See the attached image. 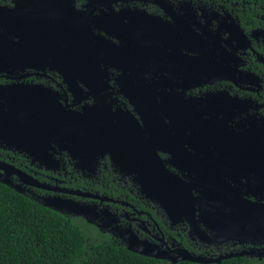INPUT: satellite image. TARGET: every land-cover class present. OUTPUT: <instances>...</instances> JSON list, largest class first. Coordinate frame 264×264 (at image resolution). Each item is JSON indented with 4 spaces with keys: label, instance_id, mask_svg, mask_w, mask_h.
Segmentation results:
<instances>
[{
    "label": "flooded vegetation",
    "instance_id": "flooded-vegetation-1",
    "mask_svg": "<svg viewBox=\"0 0 264 264\" xmlns=\"http://www.w3.org/2000/svg\"><path fill=\"white\" fill-rule=\"evenodd\" d=\"M63 118L83 156L48 132ZM0 162L159 261L264 264V0H0ZM137 166L194 199L170 216Z\"/></svg>",
    "mask_w": 264,
    "mask_h": 264
},
{
    "label": "trees",
    "instance_id": "trees-1",
    "mask_svg": "<svg viewBox=\"0 0 264 264\" xmlns=\"http://www.w3.org/2000/svg\"><path fill=\"white\" fill-rule=\"evenodd\" d=\"M0 264L171 263L130 252L82 218L46 208L0 182ZM221 264L259 263L232 258Z\"/></svg>",
    "mask_w": 264,
    "mask_h": 264
},
{
    "label": "water",
    "instance_id": "water-1",
    "mask_svg": "<svg viewBox=\"0 0 264 264\" xmlns=\"http://www.w3.org/2000/svg\"><path fill=\"white\" fill-rule=\"evenodd\" d=\"M70 24H72V21L67 22L63 21L62 29L70 30ZM74 26V25H73ZM66 113H63V117H65ZM58 122L55 121H47L46 122V128L48 132L58 134L61 136L60 141L61 143H65L67 145V151L72 153V145H79L78 151L79 153L83 154L86 152V148L90 143L93 144V141L96 143L93 137H91L90 129H88L87 124L84 126H77V128H74L72 130L71 128V122L68 121L66 118H63L62 124L63 126L59 127ZM66 128V129H65ZM85 130V131H83ZM78 131V135H77ZM52 135V134H51ZM98 141V140H97ZM76 151V150H75ZM81 154V155H82ZM83 156V155H82ZM144 169L143 166H137V170ZM0 170L4 171L2 173L0 171V182L16 192L20 194H24V190L20 188L19 186H12V184L9 181V176L14 174H19L16 169H14L11 166L4 165L0 162ZM141 175L138 176L139 181L146 186V189L144 192L146 193L147 197L151 199V196L148 194L154 196L157 199H160L162 202V207L166 210V212L169 213L170 216L179 215L180 213H183L186 209L185 206L179 204V199H194V197L190 196V189L185 187L183 183L180 182L177 175H174L172 173H168L165 170H162L161 172L155 174H152L148 172L147 170H140ZM162 175L165 177V181H159V176ZM156 177V178H155ZM23 181L31 180L29 176L22 175ZM33 180V179H32ZM169 180V182L167 181ZM152 185L148 189L149 184ZM166 183V185H164ZM173 183V186H172ZM32 185L38 186L36 181L33 180ZM46 186V185H45ZM44 187V186H42ZM148 191V192H147ZM148 193V194H147ZM174 200V201H173ZM42 206L55 210L57 212H60L64 215L73 216V217H81L83 220H85L89 224H93L96 222V207L93 206H85L80 205L76 202H73L71 200L63 199L60 197H52L48 196L44 198L43 202H39ZM104 213V212H102ZM121 243L124 245V247L135 254L153 258L156 260H163L164 257L158 256L153 249H141L137 248L136 245L138 243V240L135 236L127 235L124 238V241H121ZM182 261H191L193 263L198 264H210V263H219L220 260H206L205 258H198V259H190V258H179V259H173L170 261L171 264H176L178 262Z\"/></svg>",
    "mask_w": 264,
    "mask_h": 264
}]
</instances>
